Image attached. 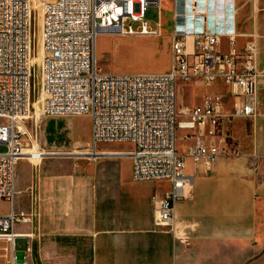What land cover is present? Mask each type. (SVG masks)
<instances>
[{"label":"built area","instance_id":"built-area-1","mask_svg":"<svg viewBox=\"0 0 264 264\" xmlns=\"http://www.w3.org/2000/svg\"><path fill=\"white\" fill-rule=\"evenodd\" d=\"M164 0H0V200L13 203L17 195L16 172L19 160L39 161L54 153L43 148L27 130L34 70L31 56L36 45L38 7L41 9L43 116L86 114L91 119V152L100 142L125 141L137 180H168L171 187L157 200L160 224L174 222L175 204L185 195L193 179L186 175V157L211 165L218 157L239 151L223 137V144L206 143L201 134H189L196 142L187 153L177 148L178 129L209 127L217 133L223 114L224 96L209 94L203 104L189 107L186 119L179 120L178 85L201 80L206 84L222 80L234 96L231 116L257 114L259 70L257 47L247 42L238 49L236 0H171V67L165 72L110 73L98 65L96 44L102 31L126 35H157L145 15L151 6L159 9ZM133 22H139L134 27ZM229 36L231 49L219 48ZM129 152V153H125ZM32 215L10 211L0 214V238L14 247L18 232ZM13 253L10 264L16 263Z\"/></svg>","mask_w":264,"mask_h":264},{"label":"crops","instance_id":"crops-1","mask_svg":"<svg viewBox=\"0 0 264 264\" xmlns=\"http://www.w3.org/2000/svg\"><path fill=\"white\" fill-rule=\"evenodd\" d=\"M236 4V47L242 49L250 41L257 45L256 40L243 37L252 35V28L248 33L242 31L239 0ZM219 48L222 52L232 50L229 36L222 37ZM258 62L254 117L231 116L234 96L222 80L212 84L201 80L179 83L183 111L203 104L209 94H221L224 116L215 134L209 133V127H180L178 151L186 154L188 146L196 142L188 135L200 133L206 143L220 145L223 137L229 136L239 154L218 157L209 169L205 163L186 157V175L193 182L176 201L174 222L168 227L155 223L154 203L171 182L135 179L129 156L99 154L78 161L59 156L39 161L22 158L15 179L17 195L0 214L14 210L32 215L30 222L16 228L33 234L24 237L25 252L31 251L32 241L38 239L43 255L64 257V262L56 264H264V59ZM50 152L87 154V150ZM101 157H125V165L120 172L103 174L98 165ZM75 174H82L88 183L82 185L81 177ZM154 181L169 185L161 188ZM0 241L11 244L4 238ZM13 253L12 246L9 254L1 255L11 262ZM46 264L54 263L49 258Z\"/></svg>","mask_w":264,"mask_h":264},{"label":"rangeland","instance_id":"rangeland-1","mask_svg":"<svg viewBox=\"0 0 264 264\" xmlns=\"http://www.w3.org/2000/svg\"><path fill=\"white\" fill-rule=\"evenodd\" d=\"M173 3L171 0H164L161 8L151 6L145 15L148 24L157 28L159 19H162V30L157 35H126L113 31H102L97 38L96 53L99 67L110 73L124 72H151L168 71L172 62L171 51V32L173 26ZM239 13L242 21V31L248 33L251 26L252 35H244L246 40L254 39L257 42V60L264 59V0H239ZM38 21V20H37ZM139 22H133L136 27ZM38 30V24L37 29ZM37 42L33 51L32 68L34 70L33 86L31 90V111L30 117L25 120V126L38 143L48 151L79 150L85 152L91 150V119L88 115H64V116H42L37 113L41 99V63H42V42L41 30L37 33ZM38 51L37 56L36 52ZM258 62V63H259ZM259 65V64H258ZM164 67H166L165 70ZM182 99H179L178 91V113L179 118H185L186 113L181 108ZM131 144L125 141L118 142H100L99 149L112 150H130ZM6 146L0 143V151H5ZM69 161H78L83 157H89V154H56ZM125 157L121 159H110L101 157L98 160L99 169L103 174L120 172L125 165ZM21 162V164H20ZM22 165V159L19 160L18 170ZM17 170V171H18ZM81 177L82 185L88 182L84 180L82 174H75V177ZM155 186L161 188L168 186L167 182L154 181ZM154 220L160 227H168L159 223L156 217L154 203ZM9 208L7 202H0V212ZM7 246V250H6ZM11 244L0 241V264H10L9 258L6 260L5 252L8 254L11 250ZM27 239L17 237L14 243V253L18 256V264H46L49 258L52 263L64 262L62 256H46L41 253V241L34 239L32 241L31 251L25 252ZM2 260V261H1Z\"/></svg>","mask_w":264,"mask_h":264},{"label":"bare ground","instance_id":"bare-ground-1","mask_svg":"<svg viewBox=\"0 0 264 264\" xmlns=\"http://www.w3.org/2000/svg\"><path fill=\"white\" fill-rule=\"evenodd\" d=\"M38 16H37V18H38V30L36 31V42H37V40H38V38H37V33H38V31H39V27H40V30H41V9H39V7H38ZM41 42H42V40H41ZM36 46V45H35ZM33 51H34V49H33ZM33 51H32V56H31V62H32V58H33ZM42 53H43V46H42ZM36 54H37V56L39 57V55H38V51L36 52ZM40 90H41V99H40V105H39V107L37 108V113H38V115L41 117V114H42V100H43V97H44V92H43V72H42V63H41V87H40ZM30 111H31V96H30V103H29V109H28V114H27V116L25 117V119H24V123H25V120L26 119H28V117H30ZM98 154H111V153H114V151H107L106 153H101V152H97ZM125 153H129V152H125ZM87 154H89V155H92V152H91V150H87ZM93 156V155H92Z\"/></svg>","mask_w":264,"mask_h":264}]
</instances>
